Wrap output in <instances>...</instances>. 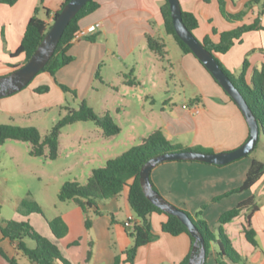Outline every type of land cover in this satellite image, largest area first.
I'll use <instances>...</instances> for the list:
<instances>
[{
  "label": "crops",
  "instance_id": "crops-1",
  "mask_svg": "<svg viewBox=\"0 0 264 264\" xmlns=\"http://www.w3.org/2000/svg\"><path fill=\"white\" fill-rule=\"evenodd\" d=\"M97 1L99 10L80 22V30L101 24L95 33L87 36L94 37L95 41L91 42L87 37L75 39L68 53L73 56V62L57 71L55 76L42 73L22 91L0 98V113L26 116L44 107L63 106L66 95L61 85L77 90L85 98L97 90L94 86L99 76L101 87L97 92L104 93L101 96V116L109 114L117 123L109 108L112 106L118 116L127 113L130 103L122 100L135 98L141 112L154 124L138 137L140 141L160 129L175 145L218 153L231 152L248 140L250 129L239 107L200 62L192 54L184 53L174 37L166 33L162 7L167 0ZM179 1L183 11L194 14L199 20L195 37L203 40L210 36L216 43L222 32L251 24L264 11V0H261L248 9L244 21L230 23L222 16L218 0ZM251 1L225 0L227 10L233 14L244 10ZM62 5V0H19L13 6L0 3V77L24 65V55L13 58L12 54L21 46L36 9L40 8L37 17L51 26ZM260 20L264 26V14ZM214 29L217 34L213 33ZM148 35L165 44L163 56L151 50L157 55V63L150 61L153 59L150 54H147L149 61H145L143 55L149 48ZM217 57L231 72L240 71L244 61L248 60L247 80L250 82L254 72L264 66V31L245 34L242 42L236 43L227 54H218ZM107 59L111 65L122 64L123 71H117L116 75L103 73L100 68L107 67ZM141 67H147V71L153 74L142 75ZM124 72H129L131 79ZM129 80L135 81L136 85H128ZM174 83L175 88L177 83L182 92L173 90L171 85ZM42 86H48L49 92L37 94L35 90ZM116 99L120 102L114 103ZM117 125L121 128L120 123ZM97 128L98 136L105 141L117 137L107 138L104 131ZM247 157L224 166L190 161L162 163L151 172V182L167 201L191 214L210 203L203 217L216 233L220 217L225 212L254 198L260 209L252 216L251 224L257 232L260 247L255 248L245 239L246 211L224 225L223 231L246 264H264V176L251 190L212 202L240 187L254 160L264 162V145L262 160ZM105 158L108 161L115 157L107 155ZM128 197L129 189L126 188L122 194L99 204L98 209H88L86 214L74 202H67L71 206L60 217L69 231L61 240L55 238L47 220L40 227L43 226L46 236L71 264H113L116 255L123 254L133 244L129 229L125 227L128 218L133 216ZM86 217L92 220L90 229L86 227ZM167 220L166 214L151 216L153 230L159 237L139 249L135 264H181L188 256L192 248L191 238L186 234L175 237L163 233L162 224ZM0 241L9 257L24 264L25 256L17 251L16 244L4 240L1 233ZM90 242L93 244V256L86 263ZM208 261L217 264L215 251H211L206 264ZM0 264L9 262L0 255ZM30 264L34 263L30 261Z\"/></svg>",
  "mask_w": 264,
  "mask_h": 264
},
{
  "label": "trees",
  "instance_id": "trees-1",
  "mask_svg": "<svg viewBox=\"0 0 264 264\" xmlns=\"http://www.w3.org/2000/svg\"><path fill=\"white\" fill-rule=\"evenodd\" d=\"M18 1L19 0H0V3L13 6ZM69 1L71 0H67V3ZM205 1L209 2V0ZM260 1L261 0H253L245 6L244 10L233 14L227 10L225 0H218L222 16L230 23L244 21L248 9L253 4H259ZM99 8L100 3L97 0H90L83 7V9L72 20L64 32V35L53 57L38 75L48 72L55 76L57 71L74 61L73 56L69 55L68 53L73 41L76 38V35L80 31V22L84 18L95 13L97 10H99ZM39 10L40 8L36 9L35 15L29 21L21 46L14 54H12L13 58L24 55V64L27 63L28 60L34 55L37 48L52 27V25H47L44 21L37 17ZM61 11L62 9L54 15V20L60 15ZM263 14L264 11H261L260 16L256 18L251 24H244L235 30L222 32L220 34L219 42L217 43L214 42L210 36L200 40L204 46L216 57L222 70L232 80L251 107L258 120L259 126L261 127L260 137L264 136V66L261 69L256 70L250 82H248V60L244 61L240 71L231 72L221 63L217 55L227 54L236 43L242 42L245 34L252 31H264V26L260 20V17ZM162 15L166 33L174 37L184 53L192 54L211 75L213 80L222 88V86L216 81L204 64H202V62L194 55L191 49L177 36L168 1L162 7ZM182 16L186 27L194 34V31L199 28L198 18L194 14L185 12L183 10ZM213 33L217 34L216 29L213 30ZM87 39L91 42L95 41V38L92 36L87 37ZM147 42L150 50L161 56L164 55L165 44L160 39L148 35ZM128 77L130 79L132 75H129ZM127 84L136 85V82L129 80ZM61 88L65 93H72L77 97L76 92L71 90L69 87L61 85ZM49 90L50 89L48 86H42L36 89L35 92L37 94H45L49 92ZM224 92L227 94L225 90ZM227 96L235 105H237L228 94ZM65 110L66 115L63 116L62 119L51 129L50 133L44 139L40 131L35 127L0 124V147L4 146L8 141L27 142L33 146V150L31 152L32 156L47 157L48 159L54 161L59 157L60 137L63 129L67 126L77 123L93 122L97 127L104 131V135L107 138H113L121 134L122 130L120 126L115 123L109 114H105L103 116L98 115L94 109L88 105L87 102H83L78 110L72 109L70 107H65ZM46 150L49 151L48 156H46ZM188 150L210 153L209 150L205 149L184 148L180 145H175L167 139L162 130H156L148 137L144 138L139 146L131 148L129 151L118 157L109 159L105 167L93 170L86 185H81L78 182L72 181L65 183L59 194V200L63 203L74 202L76 205L81 207L83 212L86 214L88 209H98L99 204L122 194L124 190L128 188V201L134 217V225L129 230V235L133 241V244L123 254H117L113 264H135L139 249L141 247L147 246L148 244L157 240L159 237L153 230L151 216L155 213L166 214L164 211L151 203L145 196L140 183V171L147 161L158 155ZM263 176L264 162L254 160L247 173L244 183L240 187L228 192L227 194L215 198L212 202L216 203L223 198L242 194L251 190V188L256 185ZM153 188L158 192L154 185ZM209 205L210 203L203 205L201 209L195 214L185 211L190 216L193 223L196 225L205 239L207 258L209 257L211 251H215L217 264H246V260L235 250L230 238L224 233L223 226L232 222L244 211H246V226L244 227L243 231L245 239L255 248H259L260 243L258 235L251 224L252 216L260 209L259 204L254 198H250L241 202L235 208L225 212L220 217L219 231L217 233L209 227V224L203 217V213L209 207ZM22 213L26 215L39 214L45 218L42 209L36 204L33 205L32 208L22 211ZM167 216L168 220L162 224L163 233L175 237L186 234L191 238V251L181 263L189 264L195 239L190 235L186 226L177 217L170 215ZM47 222L57 240H61L67 236L69 229L62 217H56L51 221L47 220ZM92 224V220L86 217V227L90 229ZM0 233L2 234L4 240H9L11 243L16 244L17 251L22 253L34 264H71L62 256L59 247L53 241L38 233L32 227L30 222L3 220L1 218V206ZM26 240L34 242L35 247H28ZM92 248L93 244L90 242L86 263H89L92 259ZM0 255L5 258L9 264H20L18 260L7 255L1 246V241ZM122 255L125 256V259L122 258Z\"/></svg>",
  "mask_w": 264,
  "mask_h": 264
},
{
  "label": "rangeland",
  "instance_id": "rangeland-1",
  "mask_svg": "<svg viewBox=\"0 0 264 264\" xmlns=\"http://www.w3.org/2000/svg\"><path fill=\"white\" fill-rule=\"evenodd\" d=\"M147 54L153 56L150 61L157 63V55L148 47L146 53L143 52L145 61H149ZM109 62L107 59V67L102 66L100 68L103 73L109 72L116 75L117 71L123 69L122 64L111 65ZM141 70L142 75L153 74V72L147 71V67H141ZM124 73L129 74V72ZM169 73H171L170 70ZM98 77L94 86L97 90L101 87V80ZM171 86L177 93L182 92L177 83L176 88L175 83ZM70 89L76 92L77 97L72 93H65L66 100L63 106L44 107L26 116H9L0 113V124L35 127L44 139L66 115L65 107L78 110L83 102H87L98 115H102L101 96L104 93L93 90L90 96L84 98L77 90ZM122 101L130 103L127 113L118 116L112 106L109 108L122 128V133L110 141H105L98 136L96 131L98 128L93 122H86L67 126L63 129L60 137L59 157L54 161L47 157L32 156L33 146L27 142L8 141L0 147L1 218L5 221L30 222L38 233L48 238L43 226L40 227L42 222L60 217L71 206L69 203H63L59 200L63 185L69 181L86 185L93 170L106 166L105 156L118 157L131 148L139 146L141 141L138 137L145 133L147 127L154 125L146 114L141 112V106L137 99L130 98ZM113 102L117 103L120 100L116 99ZM160 102L161 100H159ZM263 145L264 136H261L257 149L248 157L262 160ZM48 155L49 151L46 150V156ZM35 204L42 209L45 218L39 214L26 215L22 213ZM26 243L30 248L35 246L34 242L30 240H26ZM23 263L30 264V261L27 257H23ZM207 264L210 262L208 261Z\"/></svg>",
  "mask_w": 264,
  "mask_h": 264
},
{
  "label": "water",
  "instance_id": "water-1",
  "mask_svg": "<svg viewBox=\"0 0 264 264\" xmlns=\"http://www.w3.org/2000/svg\"><path fill=\"white\" fill-rule=\"evenodd\" d=\"M90 0H71L62 8L60 15L53 21L51 29L37 48L34 55L20 68L7 76L0 77V98L12 96L30 85L53 57L63 35L72 20ZM177 36L191 49L194 55L204 64L216 81L236 102L243 113L249 129L248 140L231 152L205 153L200 151H180L158 155L147 161L140 171V183L147 199L167 215L177 217L195 239L189 264H206L207 251L205 239L190 216L182 209L167 201L157 192L151 182V172L162 163L172 161L200 162L224 166L249 156L260 140L261 127L251 107L232 80L222 70L216 57L186 27L179 0H167Z\"/></svg>",
  "mask_w": 264,
  "mask_h": 264
},
{
  "label": "built area",
  "instance_id": "built-area-1",
  "mask_svg": "<svg viewBox=\"0 0 264 264\" xmlns=\"http://www.w3.org/2000/svg\"><path fill=\"white\" fill-rule=\"evenodd\" d=\"M62 1H63V5H62L63 7L67 3V0H62ZM100 27H101V24L97 23V24L90 26L87 30H80L78 34L76 35L75 39L79 37H87L89 34L95 33ZM133 225H134V217L130 216L125 223V227L130 230L133 227Z\"/></svg>",
  "mask_w": 264,
  "mask_h": 264
}]
</instances>
